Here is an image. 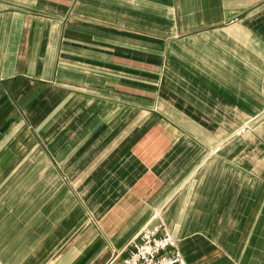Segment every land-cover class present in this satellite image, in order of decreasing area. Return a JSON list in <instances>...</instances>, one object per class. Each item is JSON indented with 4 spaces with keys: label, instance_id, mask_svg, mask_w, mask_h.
<instances>
[{
    "label": "crops",
    "instance_id": "crops-1",
    "mask_svg": "<svg viewBox=\"0 0 264 264\" xmlns=\"http://www.w3.org/2000/svg\"><path fill=\"white\" fill-rule=\"evenodd\" d=\"M146 226L264 264V0H0V264Z\"/></svg>",
    "mask_w": 264,
    "mask_h": 264
},
{
    "label": "built area",
    "instance_id": "built-area-1",
    "mask_svg": "<svg viewBox=\"0 0 264 264\" xmlns=\"http://www.w3.org/2000/svg\"><path fill=\"white\" fill-rule=\"evenodd\" d=\"M161 226H146L131 241L126 256L109 264H188L177 247L176 239Z\"/></svg>",
    "mask_w": 264,
    "mask_h": 264
},
{
    "label": "rangeland",
    "instance_id": "rangeland-1",
    "mask_svg": "<svg viewBox=\"0 0 264 264\" xmlns=\"http://www.w3.org/2000/svg\"><path fill=\"white\" fill-rule=\"evenodd\" d=\"M117 255L118 254L115 253L112 257H110L106 264H109L111 261H113ZM88 256L90 255L88 254Z\"/></svg>",
    "mask_w": 264,
    "mask_h": 264
}]
</instances>
